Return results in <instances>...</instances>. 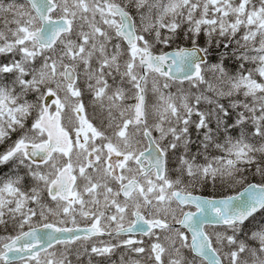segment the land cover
<instances>
[{
    "label": "snow or ice",
    "instance_id": "6c2138e0",
    "mask_svg": "<svg viewBox=\"0 0 264 264\" xmlns=\"http://www.w3.org/2000/svg\"><path fill=\"white\" fill-rule=\"evenodd\" d=\"M0 264H264V0H0Z\"/></svg>",
    "mask_w": 264,
    "mask_h": 264
},
{
    "label": "trees",
    "instance_id": "16d2710c",
    "mask_svg": "<svg viewBox=\"0 0 264 264\" xmlns=\"http://www.w3.org/2000/svg\"><path fill=\"white\" fill-rule=\"evenodd\" d=\"M205 195H213V193L211 192V190L208 192V193H205ZM214 195L216 196V197H220L221 195H222V193H220V192H215L214 193Z\"/></svg>",
    "mask_w": 264,
    "mask_h": 264
}]
</instances>
